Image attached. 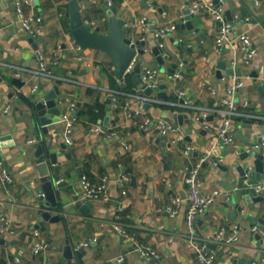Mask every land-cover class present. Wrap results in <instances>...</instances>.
I'll use <instances>...</instances> for the list:
<instances>
[{
    "label": "crops",
    "instance_id": "obj_1",
    "mask_svg": "<svg viewBox=\"0 0 264 264\" xmlns=\"http://www.w3.org/2000/svg\"><path fill=\"white\" fill-rule=\"evenodd\" d=\"M85 1L87 7L81 10L83 21L90 29L99 26L101 33H106L107 26L102 27L107 23L106 0ZM186 1L113 0L114 16L123 22V26L130 27L126 28L129 35L149 42L151 46L163 42L176 56L178 68L175 75L171 76L167 72L169 64L162 69L146 54L141 63V74L146 69L157 70L158 85L165 86V98H157L161 92L158 86V90L151 95L156 102L150 104L148 110L145 109L144 117L149 120L146 130L139 128L141 119L127 120L123 110L117 108L110 112L107 131L101 136L100 132L95 134L92 129L101 127L99 123L105 117L104 102L108 93L114 91V85L118 84L109 58L98 51L81 52L74 45L65 15L67 4L64 0H35L34 9L24 8L26 16L39 19L34 24L39 30L35 37L21 29L12 1L0 0V136H11V140L4 143L5 148L0 149V154L14 181L13 187L9 189L0 183V208L14 230L12 237L4 239L9 245H0V264H13L14 259H19L23 264H67L63 258L67 241L72 246L89 243L88 248L76 253L77 258L71 261L72 264H108L120 256L124 259L122 264H148L135 250L128 252L130 248L134 249V243L128 247L126 244L130 241L113 231L118 216L130 237L160 254L159 264H199L187 242V189L183 184V168L187 160L181 150L183 145L193 149L191 161L210 157L224 166L236 151L244 148V139L259 137L258 130L264 122L237 117L234 120V145L225 148L217 141L220 124L218 117H212V122L207 123L209 130L195 122L194 118L202 110L210 109L215 101L221 100L226 89L237 79L242 80L244 85L235 95L234 102L237 105L247 102L251 115L263 117L264 96L259 94L258 88L264 79V29L259 23L251 25L246 20L241 27L238 24L242 21L240 7L246 8L252 17L264 19V0H227L220 7L223 13L229 11L232 18L238 17L233 35L237 32L250 35L256 51L250 67L241 65L242 56L235 45H226L218 52L215 51L217 24L205 13L195 14L192 21L199 35L186 30L169 34V37L175 38L182 45L181 52H175L165 38L156 39L158 31L183 23L181 10ZM207 1L212 3L213 0ZM102 19L106 20L105 23H100ZM143 19L147 25L145 30L138 25ZM93 23L94 27L91 26ZM132 25L137 26L131 28ZM154 27L155 32L152 34L151 29ZM55 52L58 53L56 64L48 67L54 77L52 80L27 74L21 80L24 86L19 90L7 83L10 79H16L14 74L18 69L37 72V53L44 55L51 64ZM220 62L229 68L235 62L233 69L239 70L240 76L218 81L214 76V67ZM258 71L257 81L254 82L251 75ZM130 82L132 92L139 90L140 86L135 87L131 78ZM32 84L39 87L36 96L30 94ZM54 88L59 91L58 100L69 99L74 103L76 124L73 145L69 147L73 154L69 160L58 154L61 165L54 169L55 179H64L59 188L57 203L65 215L61 216L58 223L50 224L37 222L31 206L32 189L38 187L36 181L39 177L34 156L36 147L49 142L45 135L34 132V105ZM179 92L184 94V107L176 105ZM120 100L121 103L125 98ZM96 103L104 107L102 118L93 123L87 115L78 116ZM7 106L9 112L1 113ZM177 115L186 116L189 123L183 122L179 126ZM158 119L177 126L182 145L167 147L168 142L165 145L161 141L162 137L154 126ZM111 130L116 136L107 139L106 134ZM48 131L55 137L53 149L57 151V145L63 143L64 124L59 118H54V124L48 127ZM30 140H35V144H28ZM123 145L127 147L126 150ZM76 165L81 170L82 178L92 186H98L103 177L108 179L109 202L93 201L84 216L78 210L82 203H75L82 193V178L77 176ZM219 180L225 181L223 175L210 165L205 166L198 176L201 193L207 194L213 190L234 192L233 186L226 189L218 186L216 181ZM234 194L230 205L218 198L213 206L196 218V237L199 241H207L219 228L237 224L241 229L239 243L232 247L216 246L212 249L215 261L231 264L233 260L242 258L255 259L257 264H264V230L257 224L258 219H264V205L257 204L251 211ZM174 197L185 202L177 217L170 219L166 214L159 213L158 209L168 205ZM37 225L39 229L36 230L42 234L49 248L45 253L34 256L29 231ZM254 226L258 227L256 234L263 240L262 246L255 241L256 234L250 232Z\"/></svg>",
    "mask_w": 264,
    "mask_h": 264
},
{
    "label": "built area",
    "instance_id": "obj_2",
    "mask_svg": "<svg viewBox=\"0 0 264 264\" xmlns=\"http://www.w3.org/2000/svg\"><path fill=\"white\" fill-rule=\"evenodd\" d=\"M14 9L16 12L18 23L23 31H25L29 36L35 37L39 30L34 27V24L39 22V19L32 16H26L24 13V8L28 7L34 9L35 0H11ZM106 10H109L113 7V0H106ZM258 5V2H255ZM189 9L191 14L195 15L197 13H205L208 15L216 24V37L214 41L215 51L218 52L221 48L226 45H235L237 50L241 53L242 60L241 65L244 67H250L253 63L256 51L253 47L252 40L250 35L247 32H237L233 35L232 31L235 29V23L238 20V17L233 18L234 27H231L228 22L224 21L223 11L220 7L214 6L211 2L207 0H189ZM105 19H102L100 23H105ZM138 25L141 26L143 30L146 29L145 19L141 20ZM92 27L95 26L93 23ZM137 25H132L131 28H135ZM95 28V27H94ZM130 28L128 25H124L123 29ZM174 26H169L165 30H160L155 34L156 39L161 40L165 38V32L172 33L174 32ZM161 46V45H160ZM37 58L39 60L38 71L35 73H30L29 71L18 69L16 70L14 77L16 79L22 80L27 74H35L42 78L52 80L54 77L49 71V65H55L58 59V53L55 52L52 54L51 64L47 62L44 55L37 53ZM236 65L235 62L231 64V69ZM234 70V69H233ZM158 76L159 72L154 69H146L140 74V79L142 81L141 86H145L155 92L158 90ZM124 79L121 80V84ZM264 87V79L260 81ZM244 83L242 80H234V83L228 87L225 91L223 98L219 101H215L210 109L202 110L199 112L194 120L195 122L205 121L209 117H218L220 119V124L217 131V141L225 148H230L234 145L235 141V125L234 120L237 117H243L250 119L256 122H264L263 117L259 118L253 116L249 112V106L247 102H243L240 105H237L234 102L235 95L242 89ZM133 91L129 94H121L119 92L113 91L108 93V97L111 98V107L113 109L121 108L123 110V115L127 120L141 119L139 128L141 130H146L149 125V120L144 117L145 106L155 103V99L152 96L147 97L143 94L141 90ZM39 91L37 84H32L30 86V94L36 96ZM177 102L182 100L183 104L179 107H184L186 105V100L184 94L179 92L177 93ZM125 98L123 102L120 103V99ZM175 105V104H174ZM57 107L60 109L59 119L64 124L63 132V143L67 147H72L73 145V133L76 124L75 115V105L69 99L58 100ZM9 112V107H4L1 111L3 114ZM205 130H209L210 127L207 123H202ZM155 129L160 137H165L170 146L182 145L183 141L179 133V129L173 123H170L164 119H158L154 123ZM93 133L101 132V127H94L92 129ZM116 136V133L111 130L106 134L107 139H111ZM28 144H35V140L28 141ZM123 149H127L123 145ZM193 149L188 146H184L181 150L182 156L187 160L183 171V184L187 189V209L185 213L186 219V228L188 232V244L191 250L195 253L199 264H219L215 261L214 252L209 248L210 245H224L228 247L235 246L239 243L241 229L239 225L232 224L229 227H221L217 230L215 235L207 241H199L196 237V228L195 221L196 218L203 213H205L211 206L215 204L218 198L222 199L224 204H231V197L235 193L229 191H220L213 190L207 194L201 193V185L198 181V176L200 171L207 165L215 168L217 165H220L216 159H210V157H203L196 161L190 160V155ZM64 179L55 180V186L57 189L63 184ZM0 183L5 189L13 187L14 181L6 170L3 158L0 154ZM81 196L75 203H84L86 201H101L103 203L109 202L110 198L108 195V179L103 177L98 186H92L86 179L82 178L81 181ZM254 192L256 195L264 193V183L254 187ZM122 194H125L124 192ZM185 200L174 197L170 200L169 204L163 208L158 209L159 213L166 214L170 219H174L179 214V211L185 202ZM243 212V211H242ZM119 216L115 219V224L113 225V231L117 233L120 237L125 240H129L131 243H134V250L140 256V258L145 263H155L159 264L161 256L151 247L143 246L137 243L132 237H130L123 225L119 222ZM252 234L258 232V227L254 226L250 229ZM14 234L13 227L7 217L3 214L0 208V237L3 239H9ZM29 235L32 238V253L34 256H39L47 251L49 245L44 239L42 234L36 230L31 229ZM89 247V243H82L72 246V251L74 254L80 252L83 249ZM124 261L123 257H117L113 260H110L108 264H122ZM13 264H23L19 259H14Z\"/></svg>",
    "mask_w": 264,
    "mask_h": 264
},
{
    "label": "water",
    "instance_id": "obj_3",
    "mask_svg": "<svg viewBox=\"0 0 264 264\" xmlns=\"http://www.w3.org/2000/svg\"><path fill=\"white\" fill-rule=\"evenodd\" d=\"M67 4L66 18L69 24L70 34L74 45L81 51H98L106 55L112 66L113 75L118 84H121V80L126 76H130L131 81L135 87L141 86L142 81L140 79L141 74V63L144 61L146 54L151 56L157 65L162 69L166 64H169L167 72L173 76L178 68L176 56L168 50L167 46L162 42L155 45H150L149 42L140 40L139 38H132L127 30L123 29V22L117 19L115 9L111 8L106 10L107 17V30L106 33H101V27L97 26L94 29H90L89 26L83 21L81 10L87 7L85 0H64ZM227 0H213L212 4L216 7H222ZM242 21L238 24L242 26L243 21L246 20L248 24L254 25L259 23L264 29L263 17H252L251 13L246 8L240 7ZM224 21L228 22L231 27H234L233 18L229 11L223 13ZM181 17L183 23L177 25L174 31L192 32L193 34L199 35V31L193 28L194 15L191 14L189 9V0L184 3V7L181 10ZM152 34L155 32V27L151 29ZM202 37V36H201ZM203 38V37H202ZM165 39L172 46L175 52L182 51V45L176 41L175 38L169 37V33L165 32ZM31 43V39L29 40ZM161 45V46H160ZM34 48H37L35 45ZM189 53V49L186 50ZM186 64L185 61L182 63ZM260 71V69H259ZM251 75V79L254 82L257 81L258 73ZM214 76L218 81H222L227 77H239V70H233L226 66L224 62L217 63L214 67ZM2 79H0V83ZM5 82H7L5 80ZM9 85L16 89H21L24 84L20 79H10L7 82ZM43 89V87L41 88ZM143 94L147 97L152 95V90L141 86ZM165 86L160 85L157 98L164 99ZM258 92L261 96H264V87L261 84L258 88ZM59 91L54 88L52 91L44 95L34 105L36 113V119L34 132L45 135L49 142L44 145L43 143L36 147L35 152V164L38 172V179L36 183L38 187L32 189V206L31 209L35 212L37 218L36 221L41 223H58L61 220V216L65 215L61 211V206L57 203V195H59V189L55 186V171L57 167L61 165L59 162L58 154L63 156L64 159L69 160L73 154L72 149L67 147L64 143L57 145V151L53 149V143L55 137L53 134H49L48 127L53 126L54 118H58L60 115V109L57 107ZM183 104L182 100L178 101V105ZM105 105V117L100 121L101 132L100 135H104L107 131L109 115L113 110L111 107V98L107 97L104 102ZM150 105H146L145 109L148 110ZM212 117L207 118L205 121H199V123H211ZM176 121L181 126L183 122L189 123L186 116L177 115ZM259 137L255 139L247 138L244 139V148L236 151L226 165H217L214 169L219 171L225 181H216V184L222 188H228L233 186L235 194L239 196L241 201L245 203L249 210H253L257 204L264 205L263 194L256 195L254 187L264 183V125L258 130ZM11 140V136H0V149L5 148L4 143ZM161 141L166 145V138L162 137ZM167 147H170L168 144ZM227 155V154H225ZM76 173L78 178H82L81 170L76 165ZM211 170V169H210ZM234 194V195H235ZM92 206L91 201L82 203L79 207V212L84 216L88 213ZM257 224L259 228L264 230V219H258ZM39 229V225L35 227ZM255 241L260 246L263 245V240L256 234ZM0 245L8 246L2 237H0ZM128 247L131 246V242L126 244ZM211 250L215 249V245H210ZM134 249L130 248L128 252H132ZM126 254V253H123ZM63 258L67 260V264H72L71 261L77 258V255L72 251V245L69 241L63 249ZM231 264H257L255 259H235Z\"/></svg>",
    "mask_w": 264,
    "mask_h": 264
},
{
    "label": "trees",
    "instance_id": "obj_4",
    "mask_svg": "<svg viewBox=\"0 0 264 264\" xmlns=\"http://www.w3.org/2000/svg\"><path fill=\"white\" fill-rule=\"evenodd\" d=\"M131 82L130 76H126L122 84L114 85V91L119 92L121 94H129L131 89ZM132 92V91H131ZM82 114L87 115L93 123H95L98 119L103 117L104 114V107L98 103H96L93 107L87 108L84 113H79L78 116L80 117Z\"/></svg>",
    "mask_w": 264,
    "mask_h": 264
},
{
    "label": "rangeland",
    "instance_id": "obj_5",
    "mask_svg": "<svg viewBox=\"0 0 264 264\" xmlns=\"http://www.w3.org/2000/svg\"><path fill=\"white\" fill-rule=\"evenodd\" d=\"M102 27H103V28H105V27H106V25H103Z\"/></svg>",
    "mask_w": 264,
    "mask_h": 264
}]
</instances>
